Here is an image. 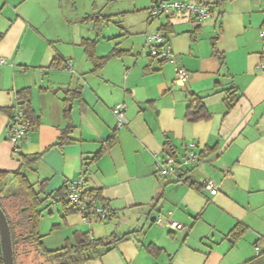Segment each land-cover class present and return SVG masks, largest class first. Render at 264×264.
Returning <instances> with one entry per match:
<instances>
[{
	"label": "crops",
	"instance_id": "0c3cea01",
	"mask_svg": "<svg viewBox=\"0 0 264 264\" xmlns=\"http://www.w3.org/2000/svg\"><path fill=\"white\" fill-rule=\"evenodd\" d=\"M207 1L204 21L130 11L125 24L97 5L80 14L67 10L68 0H0V171L19 167L9 112L29 90L39 126L18 151L41 154L28 176L46 199L39 233L47 249L88 234L127 240L84 264H264V0ZM163 28L172 57L161 62L145 35ZM86 40L98 58L118 56L94 72ZM177 68L188 74L185 85ZM191 94L206 119L187 121ZM227 98L236 100L229 111ZM118 103L128 120L120 129ZM67 130L71 141L56 146ZM188 144L210 155L179 181L160 178L154 156L182 160ZM83 173L110 210L105 221L85 224L64 211L58 192ZM167 220L183 228L171 231Z\"/></svg>",
	"mask_w": 264,
	"mask_h": 264
},
{
	"label": "trees",
	"instance_id": "16d2710c",
	"mask_svg": "<svg viewBox=\"0 0 264 264\" xmlns=\"http://www.w3.org/2000/svg\"><path fill=\"white\" fill-rule=\"evenodd\" d=\"M163 35L164 44L168 41L167 28L159 31ZM85 50L87 57L94 64V72L100 70L111 57L118 56L117 53L108 57L98 58L94 54V41H85ZM162 62V61H161ZM62 62L55 58L51 64L52 67L59 68ZM190 105L187 108L186 119L189 122L206 119L207 114L198 97L191 94ZM226 109L229 111L233 107L234 101L226 99ZM20 108L25 112L26 118L30 123V130L39 126V120L34 117L30 106V91L23 90L17 93V105L13 107L9 116L12 118L15 108ZM70 130L63 132L56 146H62L71 141ZM108 143V146H110ZM106 148V147H105ZM14 153L19 162V167L14 171H0V208L6 216L14 264H84L96 258L103 256L113 249L120 241H126L123 237L116 240L95 239L88 234H75L72 242L66 241L61 248L49 250L45 247L43 236L39 233V224L44 212L43 205L46 201L42 197V191L35 188L29 180L28 172L33 171V166L41 159V154L25 155L20 153L19 147L14 148ZM104 148L95 155L98 158ZM204 151L201 153V159L205 158ZM60 201L62 202L65 213H77L74 207H71L66 198V188L60 190ZM89 195L98 205H104L100 195L89 189ZM110 216V215H109ZM108 216V217H109ZM36 260V261H35ZM0 264H3L0 252Z\"/></svg>",
	"mask_w": 264,
	"mask_h": 264
},
{
	"label": "built area",
	"instance_id": "2783aa9c",
	"mask_svg": "<svg viewBox=\"0 0 264 264\" xmlns=\"http://www.w3.org/2000/svg\"><path fill=\"white\" fill-rule=\"evenodd\" d=\"M211 4L207 0H197L194 2H183L177 0L162 1L152 0L151 6L147 9V16L152 19L161 15H169L174 17H190L197 21H204L211 16ZM264 37V31L261 32ZM163 35L157 33H147L145 35V47L148 49L151 57L166 61L171 59L172 52L169 47L163 45ZM0 64H5L4 60H0ZM65 67L71 71L70 62L65 63ZM259 69L264 75V60L260 62ZM176 81L185 85L188 82V74L183 68L175 70ZM125 106L118 103L113 107V115L116 118L117 128L126 127L128 120L125 116ZM30 131V123L26 118L25 112L20 108H15L13 116L10 118V124L7 131V139L15 146H20ZM195 144L185 146V154L182 160H178L175 156L167 153L164 157L154 156L155 167L160 178L166 180L179 181V174L196 166L201 161V155L196 150ZM87 170V168H86ZM202 188L211 196L218 193L217 186L211 181H205ZM89 187L86 182L85 174H81L78 178L68 182L66 186V198L71 207L77 210L83 223L90 224L92 222L105 221L110 215V210L105 205H98L89 195ZM159 222H161L159 220ZM167 228L171 231L181 230L183 226L171 220L163 221ZM162 223V224H163ZM256 256H260L262 251L255 249Z\"/></svg>",
	"mask_w": 264,
	"mask_h": 264
},
{
	"label": "rangeland",
	"instance_id": "374dc122",
	"mask_svg": "<svg viewBox=\"0 0 264 264\" xmlns=\"http://www.w3.org/2000/svg\"><path fill=\"white\" fill-rule=\"evenodd\" d=\"M68 0V3H64L67 10H76L78 13H84L90 11L92 5H97L98 9H102L103 13L116 14V18L122 20L127 24V13L130 11H138V13L147 14V9L151 6V0ZM85 16V15H84ZM111 27H114L112 24ZM116 27V26H115ZM117 28V27H116ZM48 224V223H47ZM45 221L42 222V232L44 231ZM51 226V224L46 225ZM48 230V229H47ZM36 261V260H35ZM29 260H25V264H28Z\"/></svg>",
	"mask_w": 264,
	"mask_h": 264
},
{
	"label": "water",
	"instance_id": "95a60500",
	"mask_svg": "<svg viewBox=\"0 0 264 264\" xmlns=\"http://www.w3.org/2000/svg\"><path fill=\"white\" fill-rule=\"evenodd\" d=\"M0 252L3 264H14L10 230L5 214L0 208Z\"/></svg>",
	"mask_w": 264,
	"mask_h": 264
}]
</instances>
